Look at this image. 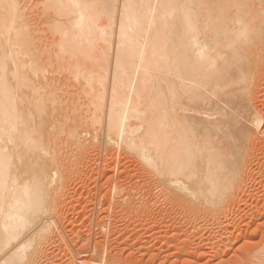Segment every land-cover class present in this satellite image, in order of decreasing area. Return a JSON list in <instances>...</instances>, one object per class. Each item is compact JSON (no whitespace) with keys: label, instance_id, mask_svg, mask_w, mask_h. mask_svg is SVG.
<instances>
[{"label":"bare ground","instance_id":"bare-ground-1","mask_svg":"<svg viewBox=\"0 0 264 264\" xmlns=\"http://www.w3.org/2000/svg\"><path fill=\"white\" fill-rule=\"evenodd\" d=\"M29 1L0 0V264H49L67 181L99 132L166 193L225 209L264 123V0Z\"/></svg>","mask_w":264,"mask_h":264},{"label":"rangeland","instance_id":"rangeland-1","mask_svg":"<svg viewBox=\"0 0 264 264\" xmlns=\"http://www.w3.org/2000/svg\"><path fill=\"white\" fill-rule=\"evenodd\" d=\"M35 2H28L31 9ZM37 10L30 12L34 14ZM44 25L41 21L32 24L39 27L37 34L47 28ZM43 32L39 35L49 36L48 31ZM258 66L259 69L262 66L257 75L260 81L256 80L254 92L258 91L260 98L254 100L259 101L255 107L263 115L258 116L264 118V52ZM254 128L257 139L252 138L247 146L243 186L226 203L225 209L223 205L221 209L216 206L219 209L216 214L212 211L215 206L207 209L202 201L166 193L158 177L126 146L107 141L101 132L97 139L88 142L86 139L84 143L90 148L79 170L67 181L69 186L66 185L58 210L60 219L51 245L49 242L45 246L46 262L264 264V123L260 129ZM103 162L108 166L98 172L95 180L92 167ZM113 184H119L120 188ZM218 245L222 247L218 249ZM72 253L86 254L73 262L68 260Z\"/></svg>","mask_w":264,"mask_h":264}]
</instances>
